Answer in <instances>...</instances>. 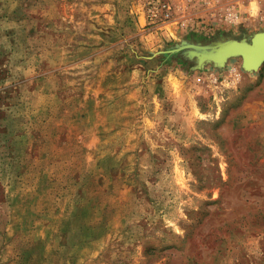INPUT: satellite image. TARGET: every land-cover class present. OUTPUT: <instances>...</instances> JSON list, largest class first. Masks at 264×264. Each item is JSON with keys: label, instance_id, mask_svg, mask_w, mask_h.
I'll return each instance as SVG.
<instances>
[{"label": "rangeland", "instance_id": "rangeland-1", "mask_svg": "<svg viewBox=\"0 0 264 264\" xmlns=\"http://www.w3.org/2000/svg\"><path fill=\"white\" fill-rule=\"evenodd\" d=\"M160 1L0 0V264H264V0Z\"/></svg>", "mask_w": 264, "mask_h": 264}, {"label": "water", "instance_id": "water-1", "mask_svg": "<svg viewBox=\"0 0 264 264\" xmlns=\"http://www.w3.org/2000/svg\"><path fill=\"white\" fill-rule=\"evenodd\" d=\"M240 54L242 64L247 69L256 68L264 60V31L255 32L250 42L228 41L220 47L211 59L222 64L230 55Z\"/></svg>", "mask_w": 264, "mask_h": 264}, {"label": "built area", "instance_id": "built-area-1", "mask_svg": "<svg viewBox=\"0 0 264 264\" xmlns=\"http://www.w3.org/2000/svg\"><path fill=\"white\" fill-rule=\"evenodd\" d=\"M157 2H161L160 0H156ZM164 6V4H162ZM155 9H152V15H155L156 14V11H154ZM166 16L168 15L167 13L165 14Z\"/></svg>", "mask_w": 264, "mask_h": 264}]
</instances>
